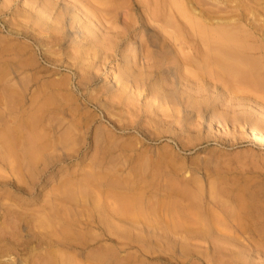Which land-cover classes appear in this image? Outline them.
Here are the masks:
<instances>
[{
	"label": "rangeland",
	"instance_id": "374dc122",
	"mask_svg": "<svg viewBox=\"0 0 264 264\" xmlns=\"http://www.w3.org/2000/svg\"><path fill=\"white\" fill-rule=\"evenodd\" d=\"M153 1L0 0V264H264V0Z\"/></svg>",
	"mask_w": 264,
	"mask_h": 264
},
{
	"label": "bare ground",
	"instance_id": "6f19581e",
	"mask_svg": "<svg viewBox=\"0 0 264 264\" xmlns=\"http://www.w3.org/2000/svg\"><path fill=\"white\" fill-rule=\"evenodd\" d=\"M131 1V0H130ZM143 1V0H142ZM153 1V0H152ZM159 1V0H158ZM157 0H155V1H153V4L155 5L156 3L155 2H157V5L160 3V2H158ZM162 3H163V1L162 0H160ZM200 1V0H199ZM198 1V2H199ZM135 2V1H134ZM141 2V1H140ZM167 2H168V4H167V7H168V5H169V9L168 10H170V6H171V10H172V12H174V10L176 9V12H178V11H181V13L180 12H178V13H180V15L181 16H183V18L181 17V19H180V21H181V23L182 24H184V22H185V20H186V18L184 19V17H185V15L187 14V11L189 10V8L187 9L186 8V14H183V2H182V0H167ZM83 3V2H82ZM152 3V2H151ZM79 4V3H78ZM78 4H77V6H78ZM144 4V3H143ZM145 4H146V2H145ZM164 4V3H163ZM83 5V4H82ZM86 5V4H85ZM147 5V4H146ZM152 5V4H151ZM160 5V4H159ZM198 5V4H197ZM139 5L137 4V3H134V7H138ZM148 6H150V5H148ZM98 7V6H97ZM147 7V6H146ZM151 7V6H150ZM159 7V6H158ZM165 6H163V8H164ZM175 7H179V9L177 10V8H175ZM103 8V7H102ZM102 8H99V9H102ZM162 8V9H163ZM173 8V9H172ZM191 8V7H190ZM81 9H82V7H81ZM84 9V8H83ZM137 9V8H136ZM143 9V8H142ZM147 9H149L148 7H147ZM152 9V8H151ZM159 9H161V8H159ZM161 9V10H162ZM193 9V8H192ZM110 10H111V8H110ZM155 9H153L152 11H154ZM157 10H158V8H157ZM167 10V11H168ZM170 10V11H171ZM85 11V10H84ZM152 11L150 12L149 10L148 11H146V9H145V7H144V10L141 12V14L140 15H138L137 17H138V19H137V21H138V23L142 26V27H147L148 26V20H149V17H148V15L151 17V18H156V19H160V17H159V14L157 15L156 14V12L154 13H152ZM185 11V10H184ZM176 12H174L175 14H176ZM125 13H127V12H125ZM130 13L131 12H129V15H130ZM157 13H158V11H157ZM185 13V12H184ZM188 13H190V11H188ZM194 13L195 12H193V10H192V14L194 15ZM87 14H88V12H87ZM98 14V13H97ZM191 14V13H190ZM196 14V13H195ZM84 15H85V13H84ZM132 15V14H131ZM155 15V16H154ZM87 16V15H86ZM165 15H163V17H164ZM196 16H197V14H196ZM90 17V16H89ZM180 17V16H179ZM194 18H195V15L193 16ZM194 18H190V19H192V21H191V24H187V27H188V25H191L192 26V28L194 29V31H195V33L196 34H194V36H192V38H194V40H193V42H195V45H196V43L198 44V43H200L201 41H200V39H198V41H196L195 40V38L197 37L198 38V36H199V38H201V36L203 37V35L202 34H204V33H202V24H201V22H199L197 19H194ZM131 19V18H130ZM129 19V20H130ZM133 19V18H132ZM135 19V18H134ZM175 19V18H174ZM184 19V20H183ZM188 19V18H187ZM125 20V19H124ZM126 20H128L127 18H126ZM161 21H162V19H161ZM209 21V20H208ZM132 22V21H131ZM135 21L133 20V23H134ZM173 22V21H172ZM186 22H188V23H190L189 22V19H188V21H186ZM180 23V24H181ZM135 24H136V22H135ZM139 25V26H140ZM170 25H171V20H169V19H167L166 21H165V24H164V26H165V28H167L168 26L170 27ZM173 25H175V24H173ZM133 26H135V25H133ZM137 26V25H136ZM180 27H181V25H180ZM182 27H184V28H187L185 25H183ZM139 28V27H138ZM190 28V27H189ZM188 28V29H189ZM192 28H190L189 30L191 31L192 30V32H194L193 31V29ZM206 28V27H205ZM184 31V30H183ZM206 31H207V29H206ZM209 31V30H208ZM229 31V30H228ZM165 32V31H164ZM169 32V31H168ZM214 32V31H213ZM230 32V31H229ZM177 33H180V32H177ZM209 34V33H208ZM215 34V33H214ZM183 35V34H182ZM224 35V34H223ZM181 36V35H180ZM207 35H205V37H206ZM213 36V35H212ZM215 36V35H214ZM214 36H213V38H214ZM217 36V35H216ZM221 36V35H220ZM189 37V36H188ZM204 37V38H205ZM185 38H187V36L185 37ZM212 37L210 38L209 37V35H208V37L206 38V39H203V42H206V43H210V45H211V48H217L218 47V50L219 49H221V50H225V51H229V52H231V51H234L235 50V48H236V46H234V42H233V37L232 36H227V37H225L224 38V40H225V42L224 43H219V45L216 43V41L213 39ZM179 42H180V44L182 45V47H186L187 46V42L184 40V37H179ZM189 39V38H188ZM86 40H88V38H86ZM208 41V42H207ZM89 43V42H88ZM205 43V44H206ZM180 44H178L177 43V45H179L180 46ZM207 46L209 45V44H206ZM248 48V47H247ZM201 49V48H200ZM242 49H245L246 50V48L245 47H243ZM220 50V51H221ZM216 51V50H215ZM219 54H220V52H219ZM48 59H49V57H48ZM227 62V61H226ZM226 64V63H225ZM230 67V66H229ZM15 104V103H14ZM28 117V116H27ZM30 117V116H29ZM29 121V120H28ZM27 121V122H28ZM35 121V120H34ZM30 122V121H29ZM31 122H32V119H31ZM28 123H26V125H27ZM30 125V124H29ZM35 125V124H34ZM33 125V126H34ZM20 127H23L22 126V124H21V126ZM19 127V128H20ZM21 129V128H20ZM27 129H28V127H27ZM32 129V128H31ZM30 129V130H31ZM23 130V129H22ZM11 132V131H10ZM23 132V131H22ZM10 134H13V133H10ZM19 134V133H18ZM30 134V133H29ZM28 134V135H29ZM32 134V133H31ZM13 136H14V134H13ZM7 138V139H6ZM11 138H12V136H11ZM10 138V136H6L5 137V139L6 140H8L9 141V139H11ZM14 140L16 141L17 139H15V137H14ZM44 143V142H43ZM40 145V144H39ZM38 146V145H37ZM41 146V145H40ZM44 146V145H43ZM39 147V146H38ZM42 147V146H41ZM3 150V149H2ZM5 150V149H4ZM33 150V149H32ZM31 150V151H32ZM4 152V151H3ZM0 153H2V152H0ZM31 153V152H30ZM33 153V152H32ZM31 153V154H32ZM16 156V155H15ZM10 157V156H9ZM35 157H36V154H35ZM1 158V157H0ZM11 158V157H10ZM4 162V161H3ZM15 168V167H14ZM20 168V167H19ZM18 182V181H17ZM9 188V187H8ZM248 216V215H247ZM236 220V219H235ZM237 222V221H236ZM46 226V225H45ZM238 227H234L233 229L234 230H232V231H235V228H236V230H237V232H240V231H243V230H245V229H242V228H244V227H240L239 228V224L237 225ZM241 226V225H240ZM217 227V226H216ZM195 228V229H190V230H187V231H191V233H193V234H196V235H204V236H209V235H213V236H224V238L225 239H227L226 237H228L229 235H232L231 234V232H227L226 230H224V229H226L225 227L223 228V229H221V228ZM230 227V226H229ZM233 227V226H232ZM189 228V227H188ZM231 228V227H230ZM245 232V231H244ZM229 234V235H228ZM245 235V234H244ZM212 236V237H213ZM246 236V235H245ZM235 237H237V236H235ZM239 237V236H238ZM209 238V237H208ZM220 238H222V237H220ZM224 238H223V240H224ZM229 238V237H228ZM213 239V238H212ZM217 239V238H216ZM239 239V238H238ZM222 240V241H223ZM218 241V240H217ZM228 242V241H227ZM216 246V245H215ZM219 248H221V247H219ZM215 251H217V250H215ZM218 251H220L219 249H218ZM257 252V251H256ZM238 253V252H237ZM240 253V252H239ZM262 253V252H261ZM240 255V254H239ZM233 256H236V252H235V255L233 254ZM232 256V257H233ZM240 257V256H239ZM234 258H237V257H234ZM103 260V259H102ZM237 260H238V258L237 259H235V261H236V263L235 264H237ZM240 260V259H239ZM233 261V260H232ZM242 261V260H241ZM240 261V262H241ZM234 262V261H233ZM242 263H243V261H242ZM238 264H239V262H238Z\"/></svg>",
	"mask_w": 264,
	"mask_h": 264
}]
</instances>
